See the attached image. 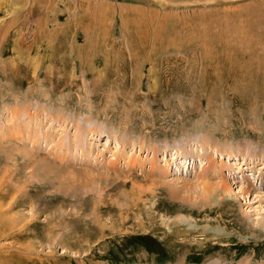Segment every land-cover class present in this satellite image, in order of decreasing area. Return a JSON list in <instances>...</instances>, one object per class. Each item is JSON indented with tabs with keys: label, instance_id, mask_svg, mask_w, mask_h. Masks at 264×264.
<instances>
[{
	"label": "rangeland",
	"instance_id": "rangeland-1",
	"mask_svg": "<svg viewBox=\"0 0 264 264\" xmlns=\"http://www.w3.org/2000/svg\"><path fill=\"white\" fill-rule=\"evenodd\" d=\"M0 264H264V0H0Z\"/></svg>",
	"mask_w": 264,
	"mask_h": 264
},
{
	"label": "bare ground",
	"instance_id": "bare-ground-1",
	"mask_svg": "<svg viewBox=\"0 0 264 264\" xmlns=\"http://www.w3.org/2000/svg\"><path fill=\"white\" fill-rule=\"evenodd\" d=\"M106 145V144H105ZM231 157V156H230ZM228 158H229V156H228ZM66 160V159H65ZM249 180V179H248ZM239 193V192H238Z\"/></svg>",
	"mask_w": 264,
	"mask_h": 264
}]
</instances>
